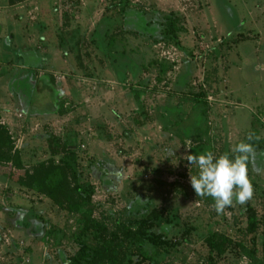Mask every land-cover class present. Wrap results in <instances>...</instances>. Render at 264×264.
<instances>
[{
    "label": "rangeland",
    "instance_id": "rangeland-1",
    "mask_svg": "<svg viewBox=\"0 0 264 264\" xmlns=\"http://www.w3.org/2000/svg\"><path fill=\"white\" fill-rule=\"evenodd\" d=\"M0 125L20 140L0 160V264H71L78 240L107 264H264V0H0ZM242 140L254 196L218 215L185 157ZM65 158L78 211L33 187ZM141 220L168 243L140 249ZM211 233L227 241L209 255Z\"/></svg>",
    "mask_w": 264,
    "mask_h": 264
},
{
    "label": "trees",
    "instance_id": "trees-1",
    "mask_svg": "<svg viewBox=\"0 0 264 264\" xmlns=\"http://www.w3.org/2000/svg\"><path fill=\"white\" fill-rule=\"evenodd\" d=\"M158 42V41H157ZM171 67V65H169ZM167 72V70L164 72V74ZM58 111V109L56 110ZM15 141L12 138V136L9 134L7 129L0 125V160L3 155L2 151H11V148L14 147ZM259 146V145H258ZM15 151H17L15 149ZM14 151V152H15ZM17 152L12 153L9 155V159H12L15 163H17L16 157H17ZM39 166H41V170H36L34 173V180H33V187L36 190L42 191L44 194H46L48 197L53 199L55 203H62V200L65 199L67 201V208L70 211H78L80 210L82 204L79 203L80 201L76 200L74 196L68 195L67 190L70 187V179L67 176V171H71V180H75L76 177V168H75V163L73 160L69 158H65L62 163L59 164H44L41 163ZM38 166V167H39ZM73 188H78L79 187L77 184L73 186ZM208 202L212 201L211 197H204ZM155 214V215H154ZM147 217H152V218H160V214L157 212H151L150 215H146L145 218ZM247 226L246 230L247 231H252L256 226H257V220L255 219V214L253 212L252 217L248 218L247 221ZM152 225L151 222L147 220H141L140 225L138 224V230L137 234L134 233H128V235H132L135 237V241L137 242V245L139 246L140 249L143 248V242L147 241V243L153 245V247L161 244H166L168 243L167 239L163 238L160 236V234L156 233L154 234L153 232H148V228ZM147 226V232L143 230V228ZM171 226V221H167L165 217L164 224L161 225V227L164 230H167ZM137 227V226H136ZM135 231V230H134ZM134 234V235H133ZM211 237L206 240L207 245L209 247V255H211V251L213 250H218L222 246L226 244H220V241H227V239L220 238L215 233H211ZM79 244V249L74 257V260L71 264H107L104 262L103 257L105 255V252L107 250L112 251L111 246H107L106 248L101 249L99 252L101 254V257L98 255V251L94 249L92 246L84 243L81 240H78ZM109 245V243H108ZM224 249V247H223ZM219 251V250H218ZM158 250L154 248L152 252L145 250L144 249L141 251L143 253V256H147V260H150L151 263L152 259L156 257ZM104 253V255H103ZM108 264H113L111 259H109Z\"/></svg>",
    "mask_w": 264,
    "mask_h": 264
},
{
    "label": "clouds",
    "instance_id": "clouds-1",
    "mask_svg": "<svg viewBox=\"0 0 264 264\" xmlns=\"http://www.w3.org/2000/svg\"><path fill=\"white\" fill-rule=\"evenodd\" d=\"M254 136V133L249 132L246 140L251 141ZM253 153V145L242 140L232 146L229 152L219 156L205 150L198 155L189 154L185 157L189 165L197 169L195 174L190 171L192 188L198 197L212 198L214 202L210 208L218 215L233 207L234 202L244 205L253 198L254 186L248 175V162Z\"/></svg>",
    "mask_w": 264,
    "mask_h": 264
},
{
    "label": "built area",
    "instance_id": "built-area-1",
    "mask_svg": "<svg viewBox=\"0 0 264 264\" xmlns=\"http://www.w3.org/2000/svg\"><path fill=\"white\" fill-rule=\"evenodd\" d=\"M14 149H16V150L20 149V140L19 139L15 140ZM144 176H146V174H144Z\"/></svg>",
    "mask_w": 264,
    "mask_h": 264
},
{
    "label": "crops",
    "instance_id": "crops-1",
    "mask_svg": "<svg viewBox=\"0 0 264 264\" xmlns=\"http://www.w3.org/2000/svg\"><path fill=\"white\" fill-rule=\"evenodd\" d=\"M42 48L44 49V47H43V46H42ZM35 51H37V50H34V51H33V53H32V55H34V54H35V55H37V54L35 53Z\"/></svg>",
    "mask_w": 264,
    "mask_h": 264
}]
</instances>
